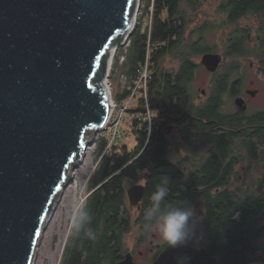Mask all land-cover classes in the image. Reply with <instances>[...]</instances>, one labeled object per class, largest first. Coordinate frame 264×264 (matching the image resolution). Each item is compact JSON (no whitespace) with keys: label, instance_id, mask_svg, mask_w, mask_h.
<instances>
[{"label":"water","instance_id":"95a60500","mask_svg":"<svg viewBox=\"0 0 264 264\" xmlns=\"http://www.w3.org/2000/svg\"><path fill=\"white\" fill-rule=\"evenodd\" d=\"M135 0H0V264H31L52 198L87 131L108 115L107 47L129 29ZM218 53L201 63L213 72ZM242 100L235 99L240 107ZM145 187L127 190L139 203ZM162 251L152 264H175L195 245ZM114 264H136L131 252Z\"/></svg>","mask_w":264,"mask_h":264},{"label":"trees","instance_id":"16d2710c","mask_svg":"<svg viewBox=\"0 0 264 264\" xmlns=\"http://www.w3.org/2000/svg\"><path fill=\"white\" fill-rule=\"evenodd\" d=\"M200 7L201 0H154L153 2L151 42L160 41L161 45L151 54V79L147 84V91L152 106L159 104L163 106L166 102L178 115L185 108L189 82L199 69V65L191 60V56L212 49L204 38L205 34L215 27L211 22L196 24L193 29L195 37L189 36L186 38L187 41L184 39V33L195 19ZM218 13L223 16L221 26H235L242 18L255 16L257 13L264 16V0H224L218 6ZM249 32L248 28H233L228 33L224 55L250 56L252 48L247 42ZM129 39V46L125 50L120 48L117 53L118 55L121 51L120 54L125 56L121 65L123 64L124 70L126 69L123 73L128 76L134 74L144 60L147 35L140 31V26H136L130 33ZM166 55H172L178 59V67L174 72L164 71L160 67V61ZM232 77L231 70L221 75L218 79L221 81L220 87L222 89L229 87L228 92H234L236 81L230 83ZM220 87L216 89V94L226 91L219 90ZM211 92L213 96L215 89L212 88ZM116 97L121 99L123 94H116ZM175 97H177L176 105L173 106ZM139 99L138 103H141V98ZM164 109L167 110L166 105ZM260 118L264 119V113H261ZM134 126H137L136 122ZM142 127V130H138L141 143L149 135L150 142L139 156L129 164L127 162L132 159L130 155L119 159L111 171L107 168L106 162L99 163L94 170L89 180V187L92 189L110 176L109 180L99 187L100 189L91 192L86 203L91 216L86 227L94 233L96 238H89L86 235L88 230H82L79 233V241L70 250L67 244L61 264H103L107 258L110 264H114L122 258L120 238L129 231L130 223L125 218L126 214L119 216V210L124 203L125 182L139 181L141 177L139 173H144L143 179L146 186L143 199L145 203H142L141 209L151 208L150 196L165 177L170 181L169 193L162 202V209L174 205L186 206L184 201L192 202V199L194 200L198 195L207 193L202 190L203 192L198 191L194 194L188 185V175L184 173L183 168L169 161L164 140L156 132L151 131L147 135L146 124ZM119 168L121 169L117 171ZM220 170L221 165L218 159L211 158L205 168V178L197 180V183L200 185L219 183ZM148 201L150 207L146 206ZM221 202L222 194H219L217 207L224 213L211 223H203L198 245L187 253L191 257L190 264H250L257 259L251 236H255L256 233L254 218L258 213L259 201L252 198V191H244L243 201L237 202L238 205L241 204L240 209L243 210L240 221L231 219L234 212L230 211V207L226 209L225 214L224 208L220 207ZM258 235L259 233H256L257 237ZM110 255L111 258H109Z\"/></svg>","mask_w":264,"mask_h":264},{"label":"flooded vegetation","instance_id":"af4514ba","mask_svg":"<svg viewBox=\"0 0 264 264\" xmlns=\"http://www.w3.org/2000/svg\"><path fill=\"white\" fill-rule=\"evenodd\" d=\"M254 17H256L257 21L259 20L256 31L252 37L251 32L247 34V42L252 48L251 53L257 59L254 61L256 65L253 70L252 87L242 89L240 80L238 82L240 84L237 83V80L234 92H228L229 87L227 89L220 87L221 81L218 79L221 76H216L213 80H210L211 84H209V87L207 85L206 88H196V90H200L199 94H196L191 90L193 75L192 80L189 82L188 95L186 94V105L180 115L176 114L166 102L165 104L163 103V106L160 104L150 106V132L158 133L164 140L167 145L166 155L169 156L171 148L176 152H179L180 148L188 151L187 164L189 162V170L187 169V173L183 170L188 175V185L194 194L202 190L207 191L205 195H198L194 200L192 199L191 203L195 206L196 215L191 218V222L197 226V241L195 245L185 249L184 254H187L198 245L203 223H211L212 220L224 213L217 207V196L219 194H222L220 207L224 208L225 214L226 209L230 207V211L234 212L231 219L240 221L243 210L240 209L241 204L238 205L237 202L243 201L244 191H252V198H256L259 201L258 213L254 218L255 232L259 233L258 237L264 234V119L260 118L261 113H264V107L252 102L256 97L264 95V16L257 13ZM221 62L215 71L208 72L215 74ZM250 64H252L251 66L254 65L251 62ZM202 66L205 67L204 65ZM234 81L231 80L230 83ZM219 87V90L226 91L216 94V89ZM212 88L215 89L213 96H211ZM208 90H210V93H208ZM201 98H203V101ZM226 98L233 102L232 107L227 104ZM236 98H241L242 100L240 107L235 103ZM176 99L177 97L174 98L173 106L176 105ZM164 105L167 106V110L164 109ZM141 127L142 124L137 128L135 135L137 138L134 137L135 144L132 150L126 149L124 150L125 153H123L122 149H125L126 144L121 141L122 138L116 140L109 147L110 156H103L100 159V163L106 162L108 164L107 168L111 171L119 159H123L127 155L131 156V153L138 148L140 150L137 156H139L150 142L149 135L141 143V136L138 133V130H142L143 127ZM181 143L187 144L188 148H183L180 145ZM115 151L118 154L112 156ZM211 158L218 159L221 165L219 172L220 182L200 185L197 180L205 178V168ZM133 159L127 164L131 163ZM169 161L173 163L171 160ZM246 172H252V175L255 176L252 182L246 187L237 185L235 186L236 188H232V178L240 177L242 179L241 175H245ZM142 185H144L146 191L145 182ZM144 196L136 205L138 210L141 208L142 203H145V200H143ZM146 206L150 207L149 201ZM141 210L145 211L146 209ZM222 218L224 219L225 215ZM147 222L156 223V219L154 217L152 221ZM256 233L255 236H251L254 242L253 249L256 250V255L258 252H263L264 254V246H259L256 243L258 238ZM147 234L148 231L142 233L140 237L142 244L145 243ZM150 235L155 237L156 233L153 232ZM148 242L151 246L150 252L153 251L150 256V264H152L157 256L166 249V246L163 242H158L155 245L152 240ZM143 253V251H139L140 255ZM256 258L255 261L258 260L257 256ZM136 264H138L137 261Z\"/></svg>","mask_w":264,"mask_h":264},{"label":"rangeland","instance_id":"374dc122","mask_svg":"<svg viewBox=\"0 0 264 264\" xmlns=\"http://www.w3.org/2000/svg\"><path fill=\"white\" fill-rule=\"evenodd\" d=\"M153 1L154 0H140V9L138 11V17H140V21L143 26L144 24H150L151 22V18L153 17ZM222 1L224 0H201V7L199 9V12L196 14L195 19H193V22L188 25L184 33L185 40L189 36H192L194 38L195 33L193 32V29L195 28L196 24L200 25L203 22L213 23L215 27L211 31L206 33L204 37L205 42L212 48L211 51L207 52H217L223 55V61L221 62V65L219 66L215 74H210L208 70L203 67L200 63L201 55L204 52L191 56V60H193L196 64L199 65V69L194 73V79L191 83V90L196 94H199L200 92V90H196V88H206L207 85L209 87V84H211L210 80H213L216 76L224 75L226 71L230 70L233 73L232 80H240L242 89L252 87L251 81L253 80V70L255 69L256 65L254 61L257 60L256 57L253 56V54L244 57L225 56L224 48L228 39V33L233 28H248L250 29L252 37L253 33L256 31L259 20L257 21L256 17L254 16H248L246 18L240 19L235 26H221L220 22L223 19V16L218 13V6ZM120 53L121 51H119L118 56L121 55ZM117 58L118 57L116 52V56L113 59L115 64L114 66L112 65L114 69H110V75L108 78V80L110 81L111 97L113 101L116 102L118 100L116 94H120L119 92L123 89V86H125V84H123V81L125 80L126 82V79L127 81H130L124 75L125 73H123V71L126 70H124V65H121L120 63L116 62ZM250 62L254 65L251 66L252 64H250ZM160 67L164 71L174 72L178 67V59L173 57L172 55H166L161 59ZM208 93H210V90H208ZM138 98L139 97L137 96L134 102L131 104V110L136 109L137 105L139 104ZM228 99L229 98H226L225 101L230 107H232L233 102ZM201 100L203 101V98H201ZM149 102H151V100L148 97V104H150ZM252 102L254 104L259 105L260 107H264V95H262L261 97H256L252 100ZM133 114L134 113L128 108L125 110V112H122V115H120L119 113H115L113 117V121L116 120V126L118 128L117 131H121V141L126 144L125 149H122L123 151L120 149V151H122L123 153H125L124 150L126 149H133V145L135 144L134 137L137 138V136H135L136 133L132 125ZM122 118L125 120H123ZM146 126L148 135L150 134V129L148 124H146ZM105 136H107L106 130L102 132H97L96 130H89L85 134L86 144L82 153L84 157H80L78 161L73 163V165L70 167V169L72 168L74 170V180L72 181V183L69 182L70 184H65L67 183L68 179H64V181L62 182V186L54 196L52 204L49 207V210L55 207V212L54 209L53 212L56 214L58 212H61V216L58 219H52L54 221L53 223H51L52 220H49L47 222L44 221L41 233L39 235V239L35 247L36 250L33 253L31 264H61L67 244L68 250H70L71 247L79 241V234L71 232L68 226V218L72 211V208L70 206L69 208L65 207L66 202L68 200V197L65 196V194H68L67 185L70 187H72L73 185L76 186V189L73 191L74 194L72 193L71 197L75 201L77 200L78 202H80V204L87 206V199L91 192L100 189L99 187L109 180L110 176L105 180L101 181V183L97 184L94 189L89 187V180L93 176V172L97 168V165L100 163V159L103 156H110V149L107 147ZM180 145L183 148H188L187 144L185 143H181ZM139 150L140 149L138 148L136 151L131 153L132 159L135 158L137 154H139ZM116 154H118L117 151H115L112 156H115ZM187 155L188 151H185L184 149L180 148V151L176 152L173 148H171L169 151V156L167 157L173 163L179 164L183 168L185 173H187V169L189 170V162L187 164ZM79 161H81V163L76 166L75 164ZM139 174L141 175L139 181H126L124 185V203L120 206L119 216L122 217V214H126L127 216L125 218L129 220L130 227L129 231L124 233L123 236L120 238V256L123 257L125 253L131 252L133 258L138 262V264H150V256L152 255L153 251L150 252L151 246L148 241L152 240V243L154 245L158 242L162 243L163 241L159 237L156 223H153L155 221L147 222L143 218L144 213L148 211V209L142 211L140 208L138 210L136 208V205H138V203L136 205L131 204L127 195V190L135 183H139L141 185L144 184V173ZM241 177L242 179L240 177H237L236 179H234V177L232 178V188H236L235 186L237 185H243L244 187H246L249 183L252 182L255 176L252 175V172H246L245 175H241ZM75 201L72 203V205L75 203ZM123 210L125 211L123 212ZM85 229H87L88 231L90 230L88 227H86V225ZM144 231H148V234L145 243L142 244L140 237ZM153 232L156 233L155 237H151L150 235ZM139 251H143L144 253L140 255ZM256 256L258 257V260L255 261L253 264H264L263 252H258ZM109 258H111V255ZM108 260L109 259L107 258L103 262V264H110Z\"/></svg>","mask_w":264,"mask_h":264},{"label":"clouds","instance_id":"9594fccd","mask_svg":"<svg viewBox=\"0 0 264 264\" xmlns=\"http://www.w3.org/2000/svg\"><path fill=\"white\" fill-rule=\"evenodd\" d=\"M130 108V111H135ZM169 182V179L165 177L152 192L150 196L151 208L146 211L144 220L152 221L155 217L160 239L166 248L175 250L188 247V242L194 235L195 225L191 222V218L196 215V209L190 201L183 202L186 206L174 205L162 209V202L169 193ZM90 220L91 216L87 207L83 204L77 205L72 209L68 218L69 230L79 234ZM86 235L91 239L96 238L91 231H87ZM256 243L259 246H264V234L257 238ZM190 261L191 257L184 253L175 257V264H190Z\"/></svg>","mask_w":264,"mask_h":264},{"label":"bare ground","instance_id":"6f19581e","mask_svg":"<svg viewBox=\"0 0 264 264\" xmlns=\"http://www.w3.org/2000/svg\"><path fill=\"white\" fill-rule=\"evenodd\" d=\"M154 2V1H153ZM153 2H152V11H153ZM135 7H134V11H133V14H132V23H131V26L129 29H126L124 31L123 34L121 35H118L115 39V41H112V43L107 47V49L105 50L103 56L105 57V63H104V75H103V78L101 80V83L102 85H104V87L106 88L107 90V96H108V102H109V108H108V115H107V118H106V121L105 123L107 122V119H109L108 117H110V114L112 112V110L114 108H120V105L121 103L123 102H126L130 99H132L134 96H140L141 98H148L149 97V94H148V91H147V84L148 82L150 81L151 79V54L154 50H157L160 45H161V42L160 41H157V42H151V26H152V21H153V17L151 18V22L150 24H144V26L141 24V21H140V17H138V11L140 9V0H135ZM136 26H140V31L142 33H145L147 35V39H146V49H145V55H144V60L142 62V64L136 69L135 73L128 76L126 74H124L130 81L136 77L137 79V87L136 86H133V88L136 89L135 90H130L128 92H125L124 91V87L123 86V89L119 92L120 94H123V97L121 99H116V101H113L112 97H111V93H110V81L108 80L109 78V75H110V69L113 70V66H114V57L116 56V52L118 53V50L120 48H123L124 50L129 46L130 44V33L132 32V30L136 27ZM204 53H208V52H204ZM203 53V54H204ZM211 53H217V52H211ZM202 54V55H203ZM220 54V53H218ZM201 55V57H202ZM221 55V54H220ZM118 56V55H117ZM222 57V55H221ZM125 59V56L124 55H120L118 56L117 58V61L118 63H123ZM201 60V58H200ZM221 61V60H220ZM201 63V61H200ZM202 64V63H201ZM220 64V63H219ZM113 65V66H112ZM203 65V64H202ZM112 66V67H111ZM205 66V65H204ZM218 67V66H217ZM206 68V67H205ZM207 69V68H206ZM125 80L123 81V84H125ZM241 99V98H240ZM150 103V102H149ZM104 123V124H105ZM110 123V121L108 122V124ZM103 124V125H104ZM102 125V126H103ZM101 126V127H102ZM112 144V142L110 143V145ZM104 153V152H103ZM83 156V154L81 155V157ZM84 157V156H83ZM81 163V161H79L78 163H76L75 165L78 166L79 164ZM73 164L71 163V166ZM68 167V172L66 173V177L65 179L67 178L68 181L67 183L65 184H68L69 182L72 183V181L74 180V170L70 167ZM69 183V184H70ZM63 183L60 184L59 186V189L60 187L62 186ZM66 187V186H65ZM58 189V190H59ZM76 189V186L73 185L72 187L68 186L67 185V190H68V194H65V196L68 197V200L66 202V205L65 207L66 208H69V206L73 209L74 207H76L77 205H80V202H78L77 200L75 201L72 197H71V194L73 193L74 194V190ZM58 190L56 191V193L58 192ZM81 190V189H80ZM56 193L54 194V196L56 195ZM53 196V198H54ZM64 196V198H65ZM52 198V200H53ZM58 201V200H57ZM75 201V203L72 205V203ZM57 203V202H56ZM55 203V204H56ZM52 204V201L50 203V205ZM50 207V206H49ZM53 209H54V212H55V207L50 209L48 208L46 215H45V219L44 221H51L52 219L55 220L56 218L58 219L60 216H61V212H58L57 214L53 212ZM52 220L51 223H53L54 221ZM44 223V222H43ZM42 229V228H41ZM61 230V228H60ZM41 233V231H40ZM39 233V235H40ZM39 235L37 237V240H36V244H37V241L39 239ZM36 244H35V247H36ZM36 248H34V252H35ZM33 252V253H34Z\"/></svg>","mask_w":264,"mask_h":264},{"label":"built area","instance_id":"2783aa9c","mask_svg":"<svg viewBox=\"0 0 264 264\" xmlns=\"http://www.w3.org/2000/svg\"><path fill=\"white\" fill-rule=\"evenodd\" d=\"M133 86L137 87L136 77L133 78L131 81H127V79H126L124 91L128 92L130 90H135L136 87L134 89ZM136 97L137 96H134L132 99L121 103L120 108L119 107L114 108L110 114V117H108L109 119H107V122L102 127L97 128V130H96L97 132H102L104 130L107 131V136L105 137L106 142H107V147L110 145L111 142L119 139L121 136V131H117L118 128L116 126V120L113 121L114 120L113 117H114L115 113H119L120 115H122L123 111L125 112L126 109L130 108L131 104L134 102ZM138 97L141 98L140 96H138ZM133 120L137 121L138 123L147 122L149 129H150L151 113H150V105L148 104V98H141V103H139L135 109V114L133 116ZM109 121H110V123L108 124Z\"/></svg>","mask_w":264,"mask_h":264}]
</instances>
